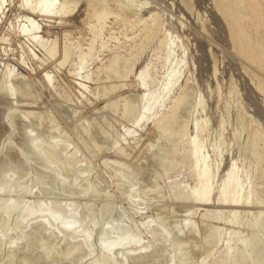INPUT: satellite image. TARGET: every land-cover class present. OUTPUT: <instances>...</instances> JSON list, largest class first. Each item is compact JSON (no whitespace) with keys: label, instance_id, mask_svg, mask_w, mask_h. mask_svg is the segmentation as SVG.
Wrapping results in <instances>:
<instances>
[{"label":"bare ground","instance_id":"1","mask_svg":"<svg viewBox=\"0 0 264 264\" xmlns=\"http://www.w3.org/2000/svg\"><path fill=\"white\" fill-rule=\"evenodd\" d=\"M175 1L164 19L167 7L159 14L150 0H0V264H264V128L232 78L223 95L214 55L213 80L191 78L189 25ZM243 1L218 0L217 9L264 97L261 59L240 24ZM179 2L194 15V0ZM84 6V29L73 33ZM34 66L38 84L27 73ZM62 69L77 104L103 99L92 121L56 85ZM47 88L63 92L65 114L36 111ZM149 125L141 153L150 160L125 162L119 141ZM109 149L122 159L102 161L116 192L93 174ZM187 170L192 184H157Z\"/></svg>","mask_w":264,"mask_h":264},{"label":"rangeland","instance_id":"2","mask_svg":"<svg viewBox=\"0 0 264 264\" xmlns=\"http://www.w3.org/2000/svg\"><path fill=\"white\" fill-rule=\"evenodd\" d=\"M154 1H156L157 4H159L158 6L155 7L156 10L159 12V14H163V11H162L163 6L167 7V12H165L164 19L166 18V14L168 15V19H171L170 15H169V13H170L169 8L170 7H168L170 5L171 0H150V2H152V3ZM179 1L180 0L175 1L177 8H178V9L176 8V10H175L176 11L175 15L177 16L180 12L182 14H184L185 18H187V22L189 25V29H188V31H186V35L188 36L189 41H190L189 54L191 52V56L193 59V61L191 59H189V66L191 69V73H193V71H194L193 64H194V68H195V71H194L191 78H194V76L197 75V77L199 78V82H201L200 84L201 85L204 84V86H205L207 80H209V81L213 80V77H212V69H213L212 55H214V57L217 61V66H218L219 73H220L219 79H220L221 83L223 82L222 83L223 95H224V93L226 94L228 92V90H227L228 81L232 78L234 80L235 84L238 86V88H240L242 94L245 97V103H246L247 110H249L250 113H254L255 120L258 121L264 128V97L257 90L255 85L251 81V75H252L251 72L246 71L244 69V64H243V62H241V58L240 57L238 58L237 52L240 49H242L241 48L242 47L241 41L238 38L234 37V35H232L231 31L229 30L226 23L223 21L221 15L219 14L218 9H217L218 0H194L196 11H195L193 16H190V15L188 16V14L186 12H184ZM17 5L15 4V7ZM240 7L244 12V16H243L241 23H240L241 27L243 29V33L252 42V45L247 44V48L254 50L256 52V54L259 56V58L261 59V64H262L261 70H262V73L264 75V0H250V1L244 0L241 3ZM84 10H85V6L81 8V10H80L81 12L78 13V15L75 19L74 27H73V29H71L73 31V33H74V31L76 32V30L84 29V26L82 25V20L84 19V15H85ZM152 10H155V9H152ZM145 13H147V12H145ZM12 15L13 14H11V16L9 15L10 18H9L8 23L12 19ZM147 15L148 14H146V16ZM172 21L174 24H176L174 17L172 18ZM8 23H6V26L8 25ZM55 26H58V25L55 24ZM176 27L178 28V26L174 25V28L177 31ZM70 28H72V27H70ZM5 29H6V27H5ZM53 32L57 33L58 31L53 30ZM13 45H14L13 48L16 47L17 51H18V55H17V57H15V59H16V58H19L21 54H20V51L18 49V45L16 43V40H15ZM37 54L41 57V55L39 53H37ZM2 59L4 60V57ZM146 59H147V57L143 60L141 67L145 64ZM34 69H35V71H33L34 73L30 72L29 70H27V73L30 75L32 80L38 84L37 81L42 82L44 80L43 72H41V68L34 66ZM50 69H52V68L50 67ZM14 71H16V68ZM50 71H52V70H50ZM52 72H53V74H55L54 71H52ZM67 72H68V69H62V71L59 72V74L56 76V85L61 86L62 88H65V90L67 87L70 88V92L72 94L71 95L72 102L69 104L68 103H66V104L71 105V106L76 105V107L79 111L78 113L81 112L80 113L81 117H83V119L92 121L95 117L94 115L97 114V112L95 110L96 109L97 110L103 109L102 107L105 105L103 102V99L98 100V99H95L94 97L93 98L88 97L90 100L87 103L84 102L85 103L84 106L77 104L82 99L79 95H77V91H76L77 88L74 87V84H73L75 81L74 78L69 76ZM18 73H20V72H18ZM91 86L94 89L95 83H91ZM49 88H50V86H49ZM49 88H47L46 90L45 89L42 90V93H43L42 102L39 104L36 111L38 110V112L45 113L46 111H50V109L53 110V108L54 109L59 108L61 100H62L61 96L63 95V92L61 91V96L60 95L58 96L57 94L55 95V93ZM62 88H60V89H62ZM48 90H49V92H48ZM58 91H60V90H58ZM126 94L127 93H125L123 95L126 96ZM140 94H142V93H140ZM77 98L79 100H77ZM74 102H75V104H74ZM65 106L66 105H64V108H65ZM214 107L216 108V103H214L213 109L211 111H209L210 113H208V115L211 118H213L212 121L214 120V117L217 116ZM59 111H60V115L65 114L62 112L61 109ZM212 112H213V114H212ZM53 113H54V111H53ZM54 114L57 116L58 119H60L56 113H54ZM0 122L2 123V121H0ZM61 123H62V121H61ZM68 124H69V126H71L73 123H70V121H69ZM61 125H64V123H62ZM113 127L115 130L117 129L116 131H118L119 134H122V131L119 129V122H114ZM215 127H216V125L213 128H215ZM44 129H45L44 131H46V130L49 131L48 130L49 129L48 124H47V126L45 125ZM151 129H152V126L149 125L143 131L138 132V135L135 138L127 139L126 142L125 141H119V143H120L119 145L121 146V148H124L128 153H130V158H127L126 160H124L125 162H130L133 164V162L135 163V161L139 160V163H136V165L137 164L141 165V163H143V162H144V164H142V165H145L146 163H148V161L150 160L149 158L151 156V151H149V154H148V152L141 153V151L144 149L145 146H147L146 145L147 144L146 138H147L148 134L150 135ZM192 131H193V129L191 128V132ZM193 134H194V131H193ZM206 138H207V140H209L211 137L206 136ZM136 141L138 142L139 146H138ZM151 141L153 142V140H151ZM225 155L226 154H224V156ZM233 155L235 156L234 152H233ZM227 158L229 159L230 157L225 156V168H228L230 165L229 160ZM104 159L117 160V161H122V159H120V157L117 156L115 149H109V150L105 151L104 154H102L101 159H99L97 162L94 163V169L95 170H94L93 174L99 175L101 173L100 174L101 176L100 175L99 176L102 177L103 179H104V177L106 178V183L108 182L107 185L110 186L109 190L110 191L112 190V192H114V191L116 192V190H115L116 180L108 179V175L110 174V171L109 170L107 171V169H105L104 166L102 165V161ZM142 160H143V162H142ZM174 174L177 175L178 173L177 174L176 173H170L169 174L170 179H168L164 182L162 181V183H161V180H158L157 184L160 187H163V185L167 184L168 181L174 180V179L177 181L178 180L179 181H185L188 184H192L191 183L192 182L191 174H190L189 170L181 171L182 176L178 175V176L174 177L175 176ZM103 175H104V177H103ZM152 178L153 177H147L146 178L144 176L143 179H144V181H147L146 182L147 184L151 183L152 185H154V180ZM142 200H144V199H142ZM121 204L124 205L125 207L128 206V204L126 202L121 201Z\"/></svg>","mask_w":264,"mask_h":264}]
</instances>
